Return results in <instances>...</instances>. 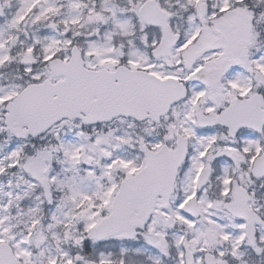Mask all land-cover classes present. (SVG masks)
Returning <instances> with one entry per match:
<instances>
[{"label":"snow or ice","instance_id":"1","mask_svg":"<svg viewBox=\"0 0 264 264\" xmlns=\"http://www.w3.org/2000/svg\"><path fill=\"white\" fill-rule=\"evenodd\" d=\"M0 264H264V0H0Z\"/></svg>","mask_w":264,"mask_h":264}]
</instances>
